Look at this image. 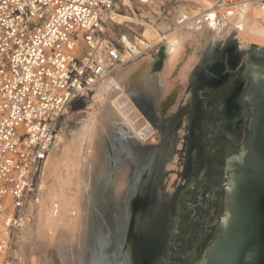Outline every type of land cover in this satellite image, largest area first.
I'll list each match as a JSON object with an SVG mask.
<instances>
[{"label": "bare ground", "instance_id": "bare-ground-1", "mask_svg": "<svg viewBox=\"0 0 264 264\" xmlns=\"http://www.w3.org/2000/svg\"><path fill=\"white\" fill-rule=\"evenodd\" d=\"M195 1L200 6L187 3V0H178L176 5L167 8L168 3L162 1L138 4L143 17L165 28H161L159 33L142 22L144 31L135 39L137 43L143 41L148 44L150 50L157 45L163 46L166 50L163 63L157 72H152L155 59L149 50L124 68L108 72L93 88L92 111L88 112L78 130L67 135L64 127L60 129L43 164L36 196L28 203L24 224L17 235L14 264L85 263L94 225L90 205L96 203L95 198H100L102 189L99 184L107 175V155L103 149L105 139L127 135L137 145H148L155 144L160 138L159 134L154 133L156 128L144 111L147 109L140 103V89L145 91L146 98L156 97L155 105L159 112L164 103L173 97L175 100L178 94L177 104L174 105L173 100L166 113L172 117L189 97L186 90L188 80L204 50L213 44L224 45L229 40H240L264 48V24L257 2ZM220 1L224 3L223 6L219 5ZM213 14L216 20L209 18ZM118 17L116 11L113 20L120 25ZM214 23L215 29L212 27ZM82 52H88L84 42L79 56ZM177 162V157L173 158L166 168L171 171L177 169ZM130 172L129 164L125 163L112 175L111 191L115 203L113 205L111 202L110 213L115 215V220L111 214L107 219L109 252L115 249L111 237L121 233L119 226L122 217L117 216L116 205L127 193L131 182ZM175 176L171 174L169 180L164 182L168 183L167 190L171 194ZM157 214L155 210L153 226L160 224L157 220L160 214Z\"/></svg>", "mask_w": 264, "mask_h": 264}, {"label": "built area", "instance_id": "built-area-1", "mask_svg": "<svg viewBox=\"0 0 264 264\" xmlns=\"http://www.w3.org/2000/svg\"><path fill=\"white\" fill-rule=\"evenodd\" d=\"M248 1L258 3L264 24V0ZM120 4L0 0V264H14L17 235L61 118L108 72L151 49L119 31L113 15ZM83 42L88 52L79 56Z\"/></svg>", "mask_w": 264, "mask_h": 264}, {"label": "flooded vegetation", "instance_id": "flooded-vegetation-1", "mask_svg": "<svg viewBox=\"0 0 264 264\" xmlns=\"http://www.w3.org/2000/svg\"><path fill=\"white\" fill-rule=\"evenodd\" d=\"M218 49L219 46L216 44L207 48L202 64L195 71L191 79L190 88L192 89L193 98L191 101L189 99L188 104L184 108H181L176 115L172 117L166 115L173 100H168L164 103L161 112L157 110V106L155 105L156 97H152V99L147 98L144 102V108L147 109V111H144L158 131L157 134L160 135L159 142L156 141L155 144L148 143V145H146L147 143H139L136 150L131 151L127 150L126 147H122L117 153H115L114 147L107 146L105 148L109 150L105 152L108 169L111 168V163L116 161L121 164L128 163L131 168V182H129L127 193L119 201L123 209L119 213L116 212L117 216L122 217V223L119 226L121 233L116 234V237H111L110 241H112L114 247L117 245L120 249L125 250L132 234L133 224H136L140 229L143 225H147L146 227L150 230L151 242H147L146 244L150 252L149 258L143 264L156 263L155 255L152 256V254L154 250H161L168 243V237L171 232V222L175 214L178 194L176 192L178 189L175 188L176 191L173 195L171 192L165 191V177L169 180L170 175L176 172L177 174H174L177 176L175 181H185L187 185H190L196 179L200 180L205 177V179L209 178L208 180H210L212 179L211 176L213 177L214 174L218 173L213 167L219 162L222 165L221 161L215 156L216 151L208 153L206 147L208 144L204 140V137L209 136L210 133V139L221 138L219 151H224L226 147L230 151L222 169V183L219 187H214L212 191L215 198L218 194L217 192L222 191L224 194L222 204L225 209L226 189L224 188V184L228 181L226 178L228 173L226 171L227 162L232 156L236 155V150L240 148V145L245 141L249 133L251 103L246 101L244 97L250 86L251 74L253 72H244L243 67H237L239 61L238 54L242 52L237 44H228L222 51ZM251 56L264 61V55H259L256 51H253ZM200 88L204 90L200 93L201 95L197 93V90ZM210 92H215V95L210 96ZM204 99L205 105L204 111H202L201 102ZM212 103L213 105L210 106V116H212L214 121L219 120L218 124L214 123L213 126H211L210 118L205 113V110L209 111L207 106ZM214 103H217V108ZM241 105L245 106L246 120L240 115ZM185 116L187 119L186 126L183 127V134L184 132L185 134L182 137L183 140H181L182 147L179 148L178 143H180L179 140L181 139L179 137V130L182 127ZM241 138L243 140L239 145L238 142ZM177 153L179 154L178 168L172 169V171L168 170L166 166ZM106 178L108 179L109 176L107 175ZM175 181L172 185L173 187L175 186ZM107 186L108 184L104 185L103 196L105 198L111 197L108 196L110 189ZM221 194L219 193V195ZM110 200L109 198L107 203L111 205ZM161 209H165L166 213L162 223L155 228L151 223L152 216L153 214L155 215V210L160 211ZM110 212L109 210L105 218L101 216L93 218L94 225L92 227L93 236L89 247L91 255V258H88L89 264H93L95 260H97L98 264H112L111 258L107 257L118 253L116 251L112 254L108 252L110 232L107 227V219L111 214ZM220 217L218 216L215 220V224L219 227ZM100 223H103V225L100 226ZM96 248L104 250V257L94 258ZM100 254L102 253L99 251ZM124 255L123 259L127 261V253L124 252Z\"/></svg>", "mask_w": 264, "mask_h": 264}, {"label": "water", "instance_id": "water-1", "mask_svg": "<svg viewBox=\"0 0 264 264\" xmlns=\"http://www.w3.org/2000/svg\"><path fill=\"white\" fill-rule=\"evenodd\" d=\"M228 44H237L242 51L238 54L237 67L253 72L244 97L251 103L249 133L243 143L242 138L239 140L240 148L227 162L225 209L222 191L217 192L216 198L212 192L222 182L210 186L209 178L204 179L203 185L194 186L191 201H185L176 255L171 264H264V61L251 56L253 51L264 55V48L235 40L219 46L218 50L222 51ZM104 142V151L113 143L114 147L119 145L130 151L137 148L127 135L109 136ZM229 154L227 148L226 158ZM99 185L100 198L90 205L93 218H105L111 210L109 197L103 196L104 185ZM118 204L117 213L121 210ZM218 216H221L220 227L215 224ZM114 248L120 255V247Z\"/></svg>", "mask_w": 264, "mask_h": 264}, {"label": "rangeland", "instance_id": "rangeland-1", "mask_svg": "<svg viewBox=\"0 0 264 264\" xmlns=\"http://www.w3.org/2000/svg\"><path fill=\"white\" fill-rule=\"evenodd\" d=\"M187 1H188L187 3L193 4L195 6H200V3L195 1V0H187ZM213 2H214V0H212V3ZM177 3L176 2H171L170 4L168 3L166 5V8L170 7L171 5H176ZM117 13L119 15V17H118V23L120 24V27L118 28L119 31L123 32V33H125V34H127V35H129L130 37H133V38L136 37V36L139 37L140 34L144 31V28H142V26H141L142 22H145L146 24H149L153 28L157 29L158 32H159V30L161 28H165L163 26H160L159 23H156L154 21H151L148 18L143 17L141 12H140V10H139V8H138V4L134 3V2L124 1L123 0V4H120L119 11H117ZM159 22H160V20H159ZM134 27L136 29H133ZM232 41L233 40H229L225 44L230 43ZM216 45L222 46V44H219V43L216 44ZM150 51H151V53L153 55V58L155 59V62H154L153 67H152V72H157L160 69V67H161V65L163 63V60L165 58L163 56V54L166 53V50H165V48L163 46H161V45L158 46L157 45V46H154L152 48V50H150ZM206 51H207V49L204 50L200 62L194 68V70L191 72V75L189 77L190 79L188 80V86H187V89H186L187 92H188L187 95H189V97H188V99H186L187 101L184 100L182 102V104L180 105L181 107L177 111H180L181 108H184L188 104L189 99L191 101V99L193 98L192 89L190 88L191 87L190 86L191 79H192V76L195 73V71H197L199 66L202 64V61H203V58H204V54L206 53ZM140 91L142 93V94L139 93V95L141 96L140 103L145 104L144 102L147 99L146 98L147 94L145 93V91H143L141 89H140ZM202 91H204V90H202V88H200V89L197 90V93L199 95H201L200 93ZM93 95H94V91L89 97L81 98V99L75 101L71 105L70 109L65 113V115L61 118V120H60V122L58 124L56 136L58 135V133H59V131H60V129L62 127H64L66 129L67 135H70L72 132H76L78 130V128L81 125V123L86 119V117L88 115V112L92 111L91 110L92 109L91 106L93 105V100H92ZM214 95H215V92H210V96H214ZM178 96L179 95L177 94V97H176L175 100L173 99L174 97L172 98V100L175 101V102L173 101L174 105H176L177 101L179 100ZM142 98H143L144 102L142 101ZM142 104H141V106H142ZM214 104H215V107L217 108V106H218L217 103H214ZM204 105H205V99L201 102L202 111H204ZM212 105H213V103L210 104L209 106H207V108L209 109L208 112L205 110V113H207L208 118H210L209 121L211 123V126H213L214 123L218 124V122H219L218 119L216 121H214L212 116H210V114H211L210 113L211 112L210 111V106H212ZM219 106H220V104H219ZM240 115H241V117L244 120L247 119V116L245 114V110H244L242 105H241ZM186 123H187V119H186V116H185L183 118L182 127L179 130V137L181 138L179 140L180 143H178L179 144L178 145L179 148L182 147L181 140H183L182 137L185 134V132L183 134V130H184L183 127L186 126ZM157 132L158 131L156 130L154 133L157 134ZM210 135H211V133L209 134V136L204 137V140L208 144L206 146L207 147V151H208V153L216 151L215 152V156L219 158L218 160H220L221 164H222V165H220V162H219L218 164H215L214 167H213L214 170H217V172H218L217 174H214L213 177L211 176L212 179H210V186H213V185H216V184L222 182V174H223L222 173V169L224 167V162H225V159H226L227 147L225 148L224 151H219V145L221 144V138L219 137L217 139H210ZM111 147H114V143H113V146H111ZM120 150H121V147L119 145H116V147H114L115 153L119 152ZM108 151L109 150L106 151V149H105L104 152H108ZM174 156L177 157V161H178L179 154L177 153ZM123 164H125V163L121 164V163H117V161L116 162H112L111 163V168L108 169V167H107V175L109 176V178L107 179L106 178L107 175H106L105 178L101 179L103 185L108 184L107 188H109L110 191H111L113 180H114L112 175L115 173L116 169L117 168L119 169V167L123 166ZM42 167L40 168V170L38 172L37 179H36L35 192H34L33 196L31 197L29 203L36 196L37 186H38V183H39V177H40V173H41ZM176 177L177 176H175V178ZM215 177H217V179H215ZM204 179H205V177H204ZM204 179H200V180L196 179V181L193 182L190 185H187L185 181L184 182L183 181L180 182L178 180L175 181V186L173 187L172 194L176 191L175 188L178 189L177 192H176L178 194H177L176 205H175V214H174L173 220L171 222V232H170V235L168 237V243L161 250H154V253L153 254L151 253L152 256L155 255L154 256L156 258V261H155L156 263L155 264H171L173 258L176 255V250H177V244H178V239H179V234H180V228H181V223H182V217H183V212H184L185 201H191L190 194H191L194 186L203 185ZM166 180H167V177H165V182H166ZM167 189H168V183H166L165 191H168ZM168 192H171V191L169 190ZM110 196H111V197H109L111 199L110 201L114 205L115 199L113 198L112 195H110ZM28 206H29V204L27 205V208H28ZM27 208H26V210H27ZM95 212L97 213L96 209H95ZM158 213L160 214V216L158 217L157 220L161 224L163 219H164L166 210L165 209H161L160 211H158ZM159 214H157V215H159ZM114 216L115 215L112 216V214H111L112 218ZM25 218H26V213H25ZM154 222H155V219L152 216L151 223L153 224ZM146 226L147 225H143V227L140 229L139 227H137L136 224H133L132 234L130 235V238H129V241H128V244H127V247L125 248V250L124 249L122 250V248H121L120 252H119V253H121L120 255L116 254V255H112L111 257H107V258H111V260H112L111 263L112 264H143V263H145L147 261V259L149 258L150 250L147 249L148 245L146 243L147 242H151V240H150L151 236H150V232H149L150 230ZM154 227L156 228L157 226H154ZM17 241H16L15 251L17 249ZM95 251H96V255L94 256V254H93L95 259H98L100 257L101 258L104 257V255H103L104 254V250H101V249L98 250L97 249ZM99 251L102 254L99 255ZM108 252H109V249H108ZM124 252L127 253V261L125 259H123L124 256H125ZM109 253L112 254L113 253L112 250ZM88 258L89 259L91 258L89 248L87 250V257L84 260L85 261L84 264H89ZM14 260H15V263H16V259H14ZM93 264H97V260H95V262L93 261Z\"/></svg>", "mask_w": 264, "mask_h": 264}, {"label": "snow or ice", "instance_id": "snow-or-ice-1", "mask_svg": "<svg viewBox=\"0 0 264 264\" xmlns=\"http://www.w3.org/2000/svg\"><path fill=\"white\" fill-rule=\"evenodd\" d=\"M209 18L212 19V20H216V17H215L214 14L211 15ZM212 27H213V29H215V28H216V24L214 23V24L212 25Z\"/></svg>", "mask_w": 264, "mask_h": 264}]
</instances>
